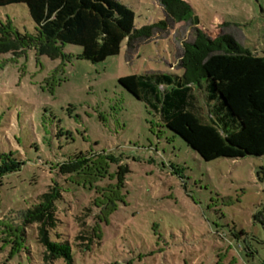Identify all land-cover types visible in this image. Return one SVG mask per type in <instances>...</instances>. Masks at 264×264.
Listing matches in <instances>:
<instances>
[{"label": "rangeland", "instance_id": "obj_1", "mask_svg": "<svg viewBox=\"0 0 264 264\" xmlns=\"http://www.w3.org/2000/svg\"><path fill=\"white\" fill-rule=\"evenodd\" d=\"M119 1L134 13L136 30L151 32L131 46L124 41L103 63L81 59V48L70 45L56 60L33 49L0 54V157L21 163L0 174V264H66L44 262L34 227L23 222L50 186L66 192L58 207L66 239L95 237L99 209L84 211L89 196H70L79 187L57 174L80 155L114 157L94 186H115L120 172L124 186L102 244L75 249L72 264H264V156L204 162L118 83L151 73L181 77L182 44L196 29L264 58V0H184L192 20L167 29L158 25L165 21L159 0ZM7 23L20 35L36 33L23 5L0 7V26Z\"/></svg>", "mask_w": 264, "mask_h": 264}, {"label": "trees", "instance_id": "obj_2", "mask_svg": "<svg viewBox=\"0 0 264 264\" xmlns=\"http://www.w3.org/2000/svg\"><path fill=\"white\" fill-rule=\"evenodd\" d=\"M159 3L165 21L158 25L164 29L169 22L193 18V9L184 0ZM11 5L26 7L36 33L20 35L11 31L9 23L0 26V54L18 56L33 49L39 56L56 60L62 58L63 47L70 45L81 48V59L98 64L117 56L124 41L131 46L148 39L151 32L150 28L136 30L134 13L119 0H0V7ZM182 49L181 77L151 73L122 78L119 85L204 162L263 157L264 58L242 51L232 37L211 39L197 29L194 40L184 42ZM115 161L112 156L80 155L57 168L66 183L79 187L70 196H89L84 211L99 209L92 228L94 238L79 232L74 239H66L70 231L58 214V207L66 204V192L57 185L50 186L23 214L24 224L34 227L44 262L72 264L75 249L90 253L97 247L94 239L102 244L105 228L122 203L124 177L118 173L115 186L94 185L106 178L108 162ZM0 165L3 174L15 172L21 163L1 156Z\"/></svg>", "mask_w": 264, "mask_h": 264}, {"label": "water", "instance_id": "obj_3", "mask_svg": "<svg viewBox=\"0 0 264 264\" xmlns=\"http://www.w3.org/2000/svg\"><path fill=\"white\" fill-rule=\"evenodd\" d=\"M194 22H195V24H197V21L196 20H194Z\"/></svg>", "mask_w": 264, "mask_h": 264}]
</instances>
